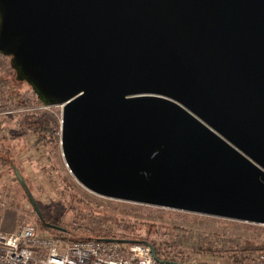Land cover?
<instances>
[{
	"label": "water",
	"instance_id": "95a60500",
	"mask_svg": "<svg viewBox=\"0 0 264 264\" xmlns=\"http://www.w3.org/2000/svg\"><path fill=\"white\" fill-rule=\"evenodd\" d=\"M0 55L89 191L264 226V0H0Z\"/></svg>",
	"mask_w": 264,
	"mask_h": 264
},
{
	"label": "rangeland",
	"instance_id": "374dc122",
	"mask_svg": "<svg viewBox=\"0 0 264 264\" xmlns=\"http://www.w3.org/2000/svg\"><path fill=\"white\" fill-rule=\"evenodd\" d=\"M9 61V58L0 60V78L9 80L16 91L28 95L33 104L28 109L18 108L0 88L1 133L3 138L15 139L12 156L28 180L30 190L28 186L27 190L37 210L14 171L0 164V231L8 234L10 230L17 232L22 226L32 225L43 232L42 223L53 222L70 228L71 239L99 235L147 239L156 243L157 248L168 250V254L202 264H227V260L219 261L221 258L235 262L231 255L247 245L264 246V226L261 225L113 200L86 189L70 172L63 157V107L39 105L30 85L16 81ZM25 114L47 115L57 122L55 138L59 147L51 148V162L47 161V153L36 150V138L21 125ZM252 257L241 264H251Z\"/></svg>",
	"mask_w": 264,
	"mask_h": 264
},
{
	"label": "built area",
	"instance_id": "2783aa9c",
	"mask_svg": "<svg viewBox=\"0 0 264 264\" xmlns=\"http://www.w3.org/2000/svg\"><path fill=\"white\" fill-rule=\"evenodd\" d=\"M47 233L37 231L32 225L22 226L13 234L0 232V264H202L186 261L179 255L155 257L148 244L105 240L68 242ZM225 260L227 264H238L230 258L219 261ZM251 264H264V253L255 255Z\"/></svg>",
	"mask_w": 264,
	"mask_h": 264
},
{
	"label": "trees",
	"instance_id": "16d2710c",
	"mask_svg": "<svg viewBox=\"0 0 264 264\" xmlns=\"http://www.w3.org/2000/svg\"><path fill=\"white\" fill-rule=\"evenodd\" d=\"M7 57H4L0 55V60H6ZM10 62V68L15 72L16 70L11 65ZM17 81V79H16ZM20 82V81H17ZM25 83V82H21ZM0 88L1 90H4L5 95L9 98L11 103L18 108L21 109H28L33 104L32 99L28 97L26 94H20L16 89L13 87V84L6 79L0 78ZM35 101L41 105V102L38 100L37 96L34 95ZM22 123L21 125L29 130L30 134H32L36 141L34 143V146L36 150L41 151L43 154L47 155V161H52V151L51 148L53 146L59 147V141L56 140L55 134L58 131V124L56 121H54L51 117L47 115H33V114H25L22 117ZM2 123H0V164L6 166L8 169L14 171L16 168L19 170L20 174L22 175L26 185L29 187V183L27 178L23 175V171L20 170L15 163V160L12 156L13 152V143L15 142V139H6L2 137L1 129H2ZM24 142V141H23ZM15 173V171H14ZM16 175V173H15ZM17 178V176H16ZM18 180V178H17ZM18 183L19 180H18ZM21 184V183H20ZM30 190V187H29ZM42 231L50 232L53 236L57 238H61L66 241L75 242V241H83L87 239H109V240H121L127 243L137 244V243H148L154 247L155 250V256L160 257L163 255L168 254V250H164L162 248H157L156 243H152L151 241H148L147 239L144 240H138V239H126L127 236H124L122 238L114 237L111 235H102V236H94V237H79V238H69V234L71 233V229L67 227H62L59 224H54L53 222L49 223H42L41 225ZM259 252H264V246L261 247H255L252 245H247V247L238 252H235L233 255H231V258L237 262L242 263L247 257L250 259L252 256L254 257L255 254H258ZM252 257V258H253Z\"/></svg>",
	"mask_w": 264,
	"mask_h": 264
},
{
	"label": "bare ground",
	"instance_id": "6f19581e",
	"mask_svg": "<svg viewBox=\"0 0 264 264\" xmlns=\"http://www.w3.org/2000/svg\"><path fill=\"white\" fill-rule=\"evenodd\" d=\"M2 220V219H1ZM1 222V221H0ZM257 225V224H256ZM262 226V225H261ZM0 232H2V231H0ZM11 234H13V233H11ZM87 240H104V239H87ZM66 241V240H65ZM68 242H70V241H68ZM122 243V242H121ZM125 243H127V242H125ZM130 244H132V243H130ZM138 244V243H137ZM140 244H142V243H140ZM143 244H148V243H143ZM149 246H151V248H152V250H154V247L152 246V245H150V244H148ZM155 251V250H154ZM155 256V255H154ZM156 257V256H155Z\"/></svg>",
	"mask_w": 264,
	"mask_h": 264
},
{
	"label": "crops",
	"instance_id": "0c3cea01",
	"mask_svg": "<svg viewBox=\"0 0 264 264\" xmlns=\"http://www.w3.org/2000/svg\"><path fill=\"white\" fill-rule=\"evenodd\" d=\"M22 142H23V141H22ZM4 218H5V217H4ZM3 220H4V219H3ZM2 225H3V223H2ZM2 225H1V226H2ZM15 231H16V230H15ZM15 231H11V230H10V231H8V232H9L8 234L14 233Z\"/></svg>",
	"mask_w": 264,
	"mask_h": 264
}]
</instances>
